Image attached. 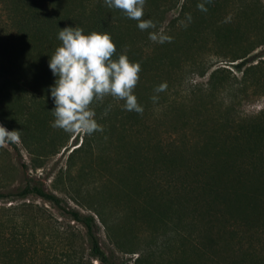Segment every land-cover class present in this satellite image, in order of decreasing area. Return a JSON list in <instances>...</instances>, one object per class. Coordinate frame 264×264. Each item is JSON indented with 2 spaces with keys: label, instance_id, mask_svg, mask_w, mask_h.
Returning a JSON list of instances; mask_svg holds the SVG:
<instances>
[{
  "label": "trees",
  "instance_id": "obj_1",
  "mask_svg": "<svg viewBox=\"0 0 264 264\" xmlns=\"http://www.w3.org/2000/svg\"><path fill=\"white\" fill-rule=\"evenodd\" d=\"M197 5L196 0H186L181 11L182 28H178V33L174 28L164 33L171 39L164 43L154 42L152 54L144 57V46H150L148 31H141L145 35L144 46L138 44L140 40L136 36L133 38L132 22L125 21L121 10L108 8L103 0H0V121L6 128L20 131L25 147L32 153H39L46 131L54 120L49 86L53 85L55 77L49 60L61 44L57 38L59 31L78 25L86 33L109 32L117 46V54L126 52L130 60L139 61L143 79L152 76L145 82L142 113L125 111L126 114L120 116L118 105L114 109L115 104L110 107L105 103L99 113L107 111L109 118L98 121L103 131H96L93 139L87 140V145L95 142L96 146L101 144L105 133H111V142L113 132L120 128L136 134L137 142L130 141L127 146L119 134L117 142L123 144L115 147L129 172V177L123 176L120 181L124 186L129 184L127 202H135V198L139 201L134 205L137 208L128 213L127 217L132 214L129 221H138L154 232L163 230L153 239L156 250L163 249L159 252L163 257L159 264H264L260 247L264 238V151L262 153L259 143L257 147L254 143L256 132L258 138L264 135V125L240 128L230 137L231 151L221 135L212 133L201 150L191 153L181 140L157 138L147 121L154 115L156 106L160 110L170 107V98L164 94L172 91L171 80L175 65L179 63V40L175 36L186 33L184 40L191 45L203 32V13ZM244 58L234 56L233 61ZM244 63L237 66L242 67ZM215 76L214 73L211 80L212 92L223 85ZM162 83L167 85L161 91L163 100L153 105L151 97ZM64 139L62 131L52 143ZM83 149L81 144L71 156ZM232 151L246 155L248 164L238 168L229 158ZM246 185L249 188L244 190ZM30 195L53 203L82 223L87 228L92 255L103 264H115L109 261L94 233L93 216L67 210L62 199L43 186L27 185L21 197ZM2 198L0 194V200ZM110 207L105 201L97 215L115 242L124 245L122 233L127 227L119 216L110 219L107 212ZM168 250L176 251L178 256L165 260ZM187 251L191 252V258L188 262L180 261L179 255ZM155 258V251H152L149 259Z\"/></svg>",
  "mask_w": 264,
  "mask_h": 264
},
{
  "label": "rangeland",
  "instance_id": "obj_2",
  "mask_svg": "<svg viewBox=\"0 0 264 264\" xmlns=\"http://www.w3.org/2000/svg\"><path fill=\"white\" fill-rule=\"evenodd\" d=\"M185 1L147 0L142 18L151 19L156 25L147 29L148 34L157 32L164 35L173 28L178 33V28H182L180 21L184 16L181 11ZM196 2L199 12L203 13V32L191 45L184 40L186 33H175V39L179 40V63L174 68L172 91L164 94L170 98V107L164 111L156 106L154 115L147 121L157 138L181 140L188 152L201 150L212 133L221 135L231 151L230 137L240 128L264 125V0ZM124 20L132 22L133 38L136 36L140 40L136 42L144 46L145 35L136 26L137 21L126 16ZM148 44L150 46H144V57L151 55L155 47L152 40ZM234 56L245 58L233 61ZM242 61L244 65L238 67ZM214 73L223 85L212 92ZM151 77L147 76L149 80ZM146 79L140 72V79L133 90L142 106ZM154 93L152 104L158 105L163 95ZM105 103L110 107L115 104L114 109L118 105L116 109L120 116L126 114L123 100L106 96L93 104L97 121L109 118L107 111L102 115L99 113ZM62 131L50 123L39 153L28 150L21 139L13 142L16 147L12 143L0 146V194L3 196L0 200V264H103L91 253L87 228L45 199L36 195L21 197L27 185L43 186L47 192L60 197L67 210L93 216L94 233L110 262L137 264L143 259L140 264H159L163 260L159 252L163 249L157 251L153 239L163 230L154 232L136 220V223L130 222L132 214L127 217L133 208H137L134 205L137 206L138 199L127 202L129 184L127 182L124 186L121 179L123 176L127 179L129 172L115 147L123 144L117 142L119 134H122L121 141L125 146L130 141L132 144L137 142L136 134L120 128L113 132L111 142V133H105L101 144L95 146V142L87 145V140L91 141L95 132L87 135L63 131L65 139L52 143ZM255 135L254 143L256 147L258 143L262 146L263 153L264 135L259 138L258 132ZM81 144L84 149L71 156ZM229 155L238 168L248 164L246 155L235 151ZM105 201L111 206L107 209L110 219L119 216L127 227L122 233L124 245L115 242L97 215ZM168 236L171 237L170 234ZM260 242L264 253V238ZM152 251H155L156 258L150 260ZM177 256L176 251L168 250L165 260ZM179 258L188 262L191 252L187 251Z\"/></svg>",
  "mask_w": 264,
  "mask_h": 264
},
{
  "label": "clouds",
  "instance_id": "obj_3",
  "mask_svg": "<svg viewBox=\"0 0 264 264\" xmlns=\"http://www.w3.org/2000/svg\"><path fill=\"white\" fill-rule=\"evenodd\" d=\"M103 2L108 8L119 9L128 19L137 21L136 26L141 31L156 27L153 20L142 18L147 0ZM57 38L61 44L49 60V68L55 77L53 85L49 86L54 104L51 110L53 128L68 134L91 135L103 131V126L95 118L93 104L106 96L123 100V108L127 111L143 112V106L133 91L140 79L141 63L130 60L126 52L117 54V46L109 32L86 33L76 25L61 29ZM148 38L159 43L171 39L157 32H149ZM166 87V83H162L155 91H164ZM19 133L0 123V146L18 141Z\"/></svg>",
  "mask_w": 264,
  "mask_h": 264
}]
</instances>
